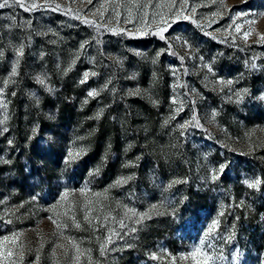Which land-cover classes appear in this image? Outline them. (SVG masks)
I'll return each mask as SVG.
<instances>
[{"label":"rangeland","instance_id":"obj_1","mask_svg":"<svg viewBox=\"0 0 264 264\" xmlns=\"http://www.w3.org/2000/svg\"><path fill=\"white\" fill-rule=\"evenodd\" d=\"M0 122V264H264V0H9Z\"/></svg>","mask_w":264,"mask_h":264},{"label":"snow or ice","instance_id":"obj_2","mask_svg":"<svg viewBox=\"0 0 264 264\" xmlns=\"http://www.w3.org/2000/svg\"><path fill=\"white\" fill-rule=\"evenodd\" d=\"M89 2H91V0H89ZM5 7H9V0H2V2H0V9H3V8H5ZM33 7H35V5H33ZM193 11H194V9H193ZM164 30H165V29H159L158 31H159L160 33H162ZM130 34H131V33H130ZM136 34L143 35L144 33H143V32H138V33H136ZM248 34H249L248 32H245V33H244V36L247 37ZM16 53H17V56H20V55L23 54V46H22V45H21L19 48L16 49ZM252 67H255V65L253 64ZM15 73H16V69H15V67H13V69H12V74L15 75ZM87 78H88V73L86 72V73L84 74V79L87 80ZM38 79H39V78H38ZM39 82H40L41 84L44 83L43 79H40ZM82 82H83V81H82ZM228 83H231V81H228ZM245 91H246V90H245ZM89 95H90V96H92V95H96V93H95V91L93 90L92 92H89ZM214 115H215V113H213V116H214ZM193 121H195V117H193ZM0 123H2V122H0ZM186 123H187V122H186ZM194 126L199 127L200 125H199L198 122H197ZM180 127H181V128H184L185 125H180ZM5 131H6V129H5ZM10 143H11V141H9V144H10ZM78 155H79V153L73 154L72 152H69V153H68V159H67L65 162H66V163H71V162L76 158V156H78ZM224 168H225V166H224V165H221V166L219 167V169H215V170H213V171H214V172H220V173H222V172L224 171ZM217 178H218V177H217L216 175H213V176H212V179H213V180H215V179H217ZM245 183H248V184H249V187H253V188H255V187H257V186L260 184V181H259V180H255V181H252V182L245 181ZM50 219H51V218H50ZM85 219H86V220L88 219V216H87V215L85 216ZM141 219H143V215L141 216ZM53 223H56V222L53 221ZM137 223H139V220H137ZM215 226H216V222L214 221V222H213V225H212L211 227H209L208 232L211 233V232L214 230ZM58 227H60V226L58 225ZM77 227H79V225H77ZM134 230H135V229H133V231H134ZM206 236H207V233H206ZM203 243H204V242L201 241V244H203ZM61 247H62V246H61ZM73 247L76 248V251H77L76 260L78 261V260H79L80 250H79V248H78L75 244H73ZM200 251H201L200 248H197V249L195 250V252L192 253V255H196L197 253H200ZM101 253H103V246L101 247ZM8 255H11V252H9ZM211 261H212V256H210V255H208V254H204V264H210Z\"/></svg>","mask_w":264,"mask_h":264}]
</instances>
